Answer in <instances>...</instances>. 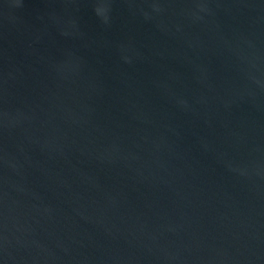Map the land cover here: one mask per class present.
<instances>
[{
  "label": "water",
  "instance_id": "obj_1",
  "mask_svg": "<svg viewBox=\"0 0 264 264\" xmlns=\"http://www.w3.org/2000/svg\"><path fill=\"white\" fill-rule=\"evenodd\" d=\"M0 264H264V0H0Z\"/></svg>",
  "mask_w": 264,
  "mask_h": 264
}]
</instances>
